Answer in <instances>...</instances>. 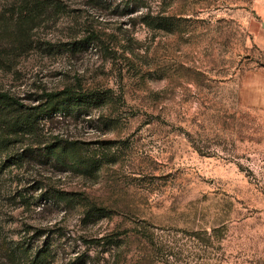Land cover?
<instances>
[{
    "label": "rangeland",
    "instance_id": "374dc122",
    "mask_svg": "<svg viewBox=\"0 0 264 264\" xmlns=\"http://www.w3.org/2000/svg\"><path fill=\"white\" fill-rule=\"evenodd\" d=\"M17 1L0 0V18L11 21ZM53 2L60 11L45 10L27 37L54 52L26 46L0 65V90L28 106L65 86L109 88L121 102L38 119L37 144L4 142L0 264L43 247L50 264H264V0ZM146 14L172 23L150 29ZM58 138L96 157L93 177L45 154ZM61 192L111 214L85 220ZM108 236L117 247L102 243Z\"/></svg>",
    "mask_w": 264,
    "mask_h": 264
},
{
    "label": "trees",
    "instance_id": "16d2710c",
    "mask_svg": "<svg viewBox=\"0 0 264 264\" xmlns=\"http://www.w3.org/2000/svg\"><path fill=\"white\" fill-rule=\"evenodd\" d=\"M15 5L14 16L9 18L11 21L0 18V40L2 38L7 39L5 30L9 24L12 27V32L7 34L10 48L0 50V65H5L6 68H9L12 59L21 55L26 46H30V44H35L34 48L45 55L54 52L53 43L31 40L27 37V31L36 26V20L43 15L45 10L51 9L52 13L60 11V9L57 11L58 5L53 0H18ZM138 19L140 23L153 30H165L172 23L170 18L159 15L146 14L139 16ZM4 55L5 57H3ZM120 100L121 95L114 94L109 88L81 90L65 86L59 90L41 91L36 97L38 103L28 106L9 92L0 90V128L6 132V139L0 137V149L5 147L6 143L4 142H8L9 139L7 138H11L10 136L15 138L31 137L35 144L39 143V140L36 139L38 119L47 120L54 116L75 118L89 109L113 108L121 102ZM107 121L112 124V119H107ZM42 149L54 163L64 167L65 171H73L83 176L93 177L100 166L96 157L87 154L80 142L76 140L58 138L47 143ZM58 199L65 204L81 206L85 220L109 217L111 214L109 209L99 207L84 197H82L83 200L77 199L71 192H61ZM212 236L213 234H208L207 240L213 239ZM144 237L146 236L144 235ZM146 238L148 239V237ZM100 240L103 241V244L118 246V241H114L113 237H102ZM15 250V257H27L25 263L22 264H50L51 262L50 252L47 248H37L30 256L26 255L25 248ZM159 251L162 262H167L172 256L166 245L160 247Z\"/></svg>",
    "mask_w": 264,
    "mask_h": 264
},
{
    "label": "crops",
    "instance_id": "0c3cea01",
    "mask_svg": "<svg viewBox=\"0 0 264 264\" xmlns=\"http://www.w3.org/2000/svg\"><path fill=\"white\" fill-rule=\"evenodd\" d=\"M261 9L260 10H257L260 18L264 21V8L262 7V5H260Z\"/></svg>",
    "mask_w": 264,
    "mask_h": 264
}]
</instances>
